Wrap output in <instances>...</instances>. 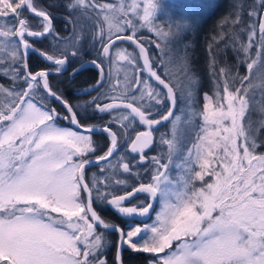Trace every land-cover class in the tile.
<instances>
[{
    "label": "snow or ice",
    "instance_id": "obj_1",
    "mask_svg": "<svg viewBox=\"0 0 264 264\" xmlns=\"http://www.w3.org/2000/svg\"><path fill=\"white\" fill-rule=\"evenodd\" d=\"M22 7L39 18L38 28L17 12ZM64 7L71 32L61 37L52 14L34 0H0V75L9 80L7 86L0 84V264H108L104 230L119 233L118 264H123L125 246L153 254L150 264H264V151H257L264 149V139H258L249 111L259 105L264 114V0H254L248 21L242 20L239 4L221 21L213 40H224L228 25L233 34L222 46L231 43L247 74L226 63L217 68L216 57L210 55L213 93L203 94L202 108L194 102L197 79L187 55L171 66L170 55L150 60L134 39L145 28L168 36L155 24L162 10L159 0H132L130 5L125 0H65ZM96 8L101 11L95 12L92 30L82 35L77 30L80 18ZM129 12L140 23H133ZM191 28L178 25L181 32ZM128 29L131 34L123 35ZM26 37L47 38L51 51L36 48ZM117 40L132 41L138 52L116 45ZM89 48L95 56L85 61ZM31 53L48 67L30 70ZM89 64L97 80L82 94L96 95L86 104H69L49 78L65 73L75 77ZM256 88L261 89L259 101ZM50 100L69 115L61 117ZM178 100L183 110L177 111ZM89 110L107 114L108 120L100 128L81 124L78 115ZM61 118L83 132L58 126ZM162 122L170 125V136H159L166 150L146 155L159 131L155 126ZM97 134L109 141L99 155L100 145L93 139ZM118 137L127 141L130 159L118 151ZM137 164H144L149 181L127 191L130 178L140 180ZM92 165H99L100 172L89 178L85 170ZM170 165L179 169L175 182L167 175ZM137 193L148 194L150 202L126 206ZM157 198L155 223L137 226L130 220L127 231L106 222L94 208L97 203L111 206L134 220L148 215Z\"/></svg>",
    "mask_w": 264,
    "mask_h": 264
},
{
    "label": "trees",
    "instance_id": "obj_2",
    "mask_svg": "<svg viewBox=\"0 0 264 264\" xmlns=\"http://www.w3.org/2000/svg\"><path fill=\"white\" fill-rule=\"evenodd\" d=\"M105 0H94L95 3H101ZM18 2V0H17ZM35 4L38 7L44 8L45 10L49 11L52 14V19H53V25L56 28V30L58 31L59 35L61 37L70 34L71 32V28L69 27L68 23H67V17L69 16L68 11L66 10V8L64 7V2L65 0H34ZM234 2L228 4V8H226L225 11H223V13L221 14L217 9H214L213 12L211 13V15H209L205 20H203L200 25L197 27L196 30V38H195V49H198V53L199 56L197 58V60H194L190 63V68L192 70V72L195 74V76L201 78V75L203 77H205V75L203 73H201V71L203 70L202 67L205 64V69L207 70V72H204L206 74V81L205 84L202 86L201 85V89H203V91L207 92L209 90H211V85H210V69H209V61H210V55H214L217 59V64H221V66H223L225 63L228 66H235V62H234V58H233V50L232 48L229 47V49L227 50V48L223 47V41H219V44H217L214 40L213 37H218V34L220 33L221 29L219 27V22L223 19L224 16H229V13L233 10V6H234ZM249 8L245 9L243 8V12L242 15H245L246 12L250 11V5H248ZM17 12H22L23 13V17L29 21L30 26L32 28H38V20L39 18H36L32 15H30L26 8L22 7L20 9H17ZM239 27V26H237ZM77 30L81 31L82 35H87L92 28H90V22L87 21V19L80 18V22L79 25L77 26ZM183 43L181 45V43H177L175 42V44L177 46H182L184 52H182V48L180 49L181 51H179V54L182 55H189L190 52V48H188V44L191 43V41L193 40V38L191 37L190 33L186 34L183 36ZM182 37V38H183ZM228 38V37H227ZM30 41L34 42V46L42 51H51V45L49 43V40L47 38H42L39 40H34V39H29ZM144 45L148 48V44H146V42H143ZM184 44V46H183ZM131 47L137 49L134 45L129 44ZM175 45V46H176ZM208 47H211V51H209ZM218 47H222L221 53H219V51L217 52V48ZM149 50V48H148ZM200 50V51H199ZM225 53H224V51ZM151 51V50H150ZM95 56V52L92 49H88L84 52V56L83 59L85 61L90 60L91 58H93ZM223 57V58H222ZM227 57H229L228 62L227 61ZM233 59V60H232ZM224 61V62H223ZM199 64H201L199 66ZM28 65H29V69L32 71H36V70H42V69H46L48 67V64H46L40 56L36 55L35 53H31L28 57ZM75 66V62L70 63V67ZM90 66V64L88 65ZM217 67V66H216ZM242 68V67H241ZM247 74V73H246ZM245 75V74H243ZM97 80V73L95 71H93L92 69H90V67L82 72V73H77L75 75V77H72L69 74L66 75H60V76H51L50 77V84L53 88V90H58L63 96L66 94V99L69 101L70 104L72 105H83L86 104L87 102H89V98L83 97L82 95L80 96H73L71 93L72 91H78L81 90L85 87H88L94 83H96ZM208 81V83H207ZM239 83V82H238ZM237 83V84H238ZM0 84H4V85H8L9 84V80L4 77L3 75H0ZM206 84L208 86H206ZM201 89L199 90L200 95L202 94ZM199 95V98H201V96ZM50 106L54 107L56 109V111L60 114V116L63 114V112L65 111V109L60 106L56 101L54 100H50ZM78 119L80 120L81 124L84 125H93V126H103L105 124V120L107 119H103L101 117V115L97 112H93L91 110L88 111V113L83 114V115H78ZM58 124L60 126H68L70 125L72 128V124L70 123V121H65L63 118H61L58 121ZM117 126L113 125V128L115 129ZM258 139H264V127H259L258 128ZM130 136L131 133H129ZM94 141L98 142V144L100 145L97 153H95V155H99L102 154L104 151L107 150L108 146H109V141L106 138V135H102V134H97L93 137ZM118 142L120 144L123 143H127V141L123 138V137H118ZM258 152L260 151H264V149L258 148L257 149ZM93 155V154H90ZM139 166V165H136ZM88 177L90 178L92 173L94 172H100L99 169V165L93 166L91 168H88L85 170ZM140 182H144V181H136L130 188H132L133 186L138 185V183ZM145 183V182H144ZM129 189V188H128ZM143 200L144 199H139ZM145 201L140 204V205H144ZM94 208L97 210V212L99 213V215H101V217L109 223H117L116 218L117 214H114L113 211L110 210V208L108 207H104L103 205H99L94 204ZM115 216V217H114ZM133 222V221H132ZM117 225L119 227H121L123 230H125L122 226H120L118 223ZM100 229L98 228V231ZM107 234V240H108V245L105 249V257L108 261V264H116V254H117V246H118V235L116 232H112V231H107L104 230ZM153 259V255L150 253H136L133 252L129 249H127V247L124 248V252H123V257H122V261L123 264H150V261Z\"/></svg>",
    "mask_w": 264,
    "mask_h": 264
},
{
    "label": "rangeland",
    "instance_id": "obj_3",
    "mask_svg": "<svg viewBox=\"0 0 264 264\" xmlns=\"http://www.w3.org/2000/svg\"><path fill=\"white\" fill-rule=\"evenodd\" d=\"M118 2H119V0H117L115 2L103 1L100 4H109V3L115 4V3H118ZM159 2L162 5V10L158 13L157 18L155 19V24L158 25L160 28H162L164 32L168 33V36L167 37L158 36V35H156V32L149 31L146 28L138 30V32L140 34L143 33L142 36H146V37L150 36L149 39L144 37L143 40L145 39L146 44H148V48H149L148 51L150 52L152 59L153 60H159V59H161L162 55L165 56V57L170 55L172 57V61H171L170 66L171 65H178L179 64V57L182 56V54H179V51H181L180 50L182 48L181 45L184 42L183 41V39H184L183 36L190 33V35L193 38V40L191 41V43L188 44V48H190V52H191V54L189 53L190 56L187 55L188 60H189V64L192 61L197 60V58L199 56V53L197 52L198 49H195L196 45H195V41H194L195 38H196L195 36H196V33H197L196 32L197 27L200 25V23L203 20H205L209 15H211L213 10L216 7H219L221 5V3H223L225 7H227V6L225 5V3L222 0H159ZM229 2L230 3L234 2L235 3L234 6L239 4V5H242L243 8L247 9V8H249L248 5H250V6L253 5L254 0H231ZM125 3L127 5H130L132 3V0H125ZM234 6H233V8H234ZM256 6L259 7L258 2L256 3ZM206 9H208V10L206 11ZM250 10H251V8H250ZM219 12H220V9H219ZM225 17L226 16H224L223 19ZM128 18L132 19L133 23H140V21L137 20L135 15L133 13H131V12H129ZM121 19H124V17H121ZM248 19H249L248 12H246L245 15H242V20L243 21H248ZM221 21L219 22V25H220ZM185 23L192 26L191 30L190 31H183V32L179 31L178 30V25L179 24H185ZM224 30L226 32L225 38L226 37L229 38V36L233 34V32H229L228 31V25L224 26ZM228 38H227V40H228ZM241 38L243 40H245V41L247 39L246 35H243ZM178 40L181 43L180 46H177L175 44V42L179 43ZM127 45L128 44H122L120 46H122L124 48H128L127 50L129 52H133V53H137L138 52L137 49H135L133 47H128ZM157 45H160V47L158 48ZM183 46H184V44H183ZM229 47L232 48L231 43H229V46L225 47V48H227V50H228ZM208 48H209L208 50L210 51L211 47H208ZM182 50H183V48H182ZM221 50H222V47L221 48L220 47L217 48V52L219 51L220 54H222ZM253 51H255V49H253ZM182 52H184V50ZM224 53H225V51H224ZM3 54L4 53L0 52V55H3ZM232 54H233L234 62H235V65H236V69H238V71H239V73L241 75L246 74L247 73L246 66L244 64L238 62L237 54L234 51L232 52ZM228 59H229V57H227V61L226 62H228ZM139 62L141 63V60ZM165 62L169 63V61H167V60H165ZM121 64H126V62H121ZM200 65L201 64H199V66ZM216 66H217V68H219L221 66V64H216ZM0 67H2V65H0ZM205 68L206 67H205V64H204L203 67H202L203 70L201 71V73H203L205 75V77H203L202 75H201V78L195 76L196 79H197V84L194 86V90H193L194 102H195V104L198 107H201V108H202L203 103H204L203 94L204 93H208L209 95H211L213 93V84H214L213 78H212L211 73H210L211 90L205 92V91H203V89H201V85L203 86L205 84L204 81H206V74L204 72H207V70ZM173 70L175 71V69H173ZM176 75L180 76L181 79H183L181 73L176 72ZM255 75H256V70L254 69L253 73H252V76L255 77ZM238 82L239 81H237V83ZM207 83H208V81H207ZM206 86H208V85L206 84ZM200 89H201V92H202L201 95L199 93ZM254 91H255L256 100L259 101L261 99V89L260 88H256ZM199 95L201 96V98H199ZM183 109H184V104L180 100H178L177 111L183 110ZM249 111L251 113V119H252V122H253V127L254 128H259L260 127V121L262 119H264V114H262L259 111V105L250 106ZM246 119H247V116H246ZM197 123H199L198 120H197ZM58 126H60V125L58 124ZM60 127L70 128V129H72L74 131H77L74 128H72L70 125H68V126H60ZM163 133H167L170 136V134H171L170 133V125H167V127L162 130L161 134H163ZM162 150H166V146H160L159 145V141H158V145H157V148H156L155 152L152 153L150 156H153V155L159 156L161 154ZM137 165H139V164H137ZM143 168H144V165L137 166V169L141 170L140 180H136L135 178H130L127 189L130 188L136 181H144L145 183H147L149 181V176H148L147 173L143 172ZM96 173L98 174V172H96ZM178 174H179V169L176 168L174 165H170L168 173H167L168 177L175 182L177 177H178ZM123 176H124V174H123ZM205 179L206 180H211L212 177H207L206 176ZM196 183L199 184L201 182L197 181ZM143 202H144L143 200H140V201L137 202L138 204L137 203L136 204L140 205ZM104 207H106V206H104ZM159 211H160V204L157 203L156 209H155L151 219L148 222L144 223V224L152 225L153 223H155V218H156L157 213H159ZM53 215H57V214H53ZM144 224L141 223V224H139L137 226H143ZM137 239H138V237H137ZM174 247H175V244H174ZM161 255H163V254H161Z\"/></svg>",
    "mask_w": 264,
    "mask_h": 264
},
{
    "label": "flooded vegetation",
    "instance_id": "obj_4",
    "mask_svg": "<svg viewBox=\"0 0 264 264\" xmlns=\"http://www.w3.org/2000/svg\"><path fill=\"white\" fill-rule=\"evenodd\" d=\"M106 2L108 1V2H115V1H117V0H105ZM224 3H225V5L227 6V7H225L224 6V4L223 3H221V5L219 6V7H216L215 9H217L218 11H219V9H220V13L222 14L223 13V11H225L226 10V8H228V4H229V1H231V0H222ZM97 4H99V3H97ZM99 11H101V9L100 8H96V9H94L93 11H92V13H91V15H89V16H84V17H81V19H83V18H85V19H87V21H89L90 22V28H93V18H94V15H95V12H99ZM131 29H128L127 31H125L124 33H123V35H125V36H128V35H130L131 34ZM143 35V33L142 34H140L138 31H137V33H136V36H135V39H137L138 41H140L141 43H143V42H146L145 41V39L143 40V38L145 37V38H147V39H149L150 38V36L149 37H146V36H142ZM152 37V36H151ZM36 40V39H35ZM224 40H227V37L225 38L224 37ZM224 40H222L223 41V44H224ZM122 44H128L127 46L128 47H131L129 44H132V45H134L132 42H130V41H128V40H123V41H116V45H122ZM144 44V43H143ZM116 45H113V48H115L116 47ZM126 46V47H127ZM135 46V45H134ZM136 47V46H135ZM137 48V47H136ZM126 49H128V48H126ZM137 50H138V48H137ZM149 55H150V59L151 60H153L152 59V57H151V54H150V52H149ZM143 63V61H142V59H141V64ZM90 67V69H92L93 71H95L96 73H97V71H96V69L95 68H93L91 65L90 66H88L84 71H86L88 68ZM84 71H81V72H79V73H82V72H84ZM66 74H68V73H65L64 75H66ZM141 76H146V74L145 73H141L140 74ZM50 79V78H49ZM153 83H155L154 81H153ZM95 84V83H94ZM94 84H92V85H94ZM92 85H90V86H92ZM90 86H88V87H85V88H83V89H81V90H78V91H72V95L73 96H80V95H82L83 97H86V98H89V101L92 99V96H94V95H96V93L95 92H93L91 95H83L82 94V91L84 90V89H86V88H89ZM66 94L64 95V98L66 99ZM67 100V99H66ZM68 101V100H67ZM69 102V101H68ZM70 104V103H69ZM61 106V105H60ZM63 107V106H62ZM64 108V107H63ZM178 108V101H177V105H176V109ZM65 109V108H64ZM67 115H69L68 114V112H67V110L65 109V111L63 112V114L61 115V117H64V116H67ZM101 115V114H100ZM101 117L103 118V119H107L108 118V115L107 114H103V115H101ZM65 120V119H64ZM66 122L67 121H69V120H65ZM105 121H107V120H105ZM72 124V123H71ZM167 125H169L168 123L167 124H165V125H163V126H160V127H158L157 129L159 130V131H157V132H155L154 133V147L151 149V150H149V151H147L146 152V155H151L152 153H154L155 152V150H156V148H157V145H158V141H159V135L162 133V130L164 129V128H166L167 127ZM138 127V130H140V131H143V130H146V128L144 127V126H142V125H138L137 126ZM130 133H131V135L132 136H134V132H131L130 131ZM130 135V134H129ZM117 145H118V151H120V153H121V155H124L125 156V158H127V159H130V157L128 156V153H129V150H128V144L125 142V143H123V144H120L119 142H118V140H117ZM132 155H135V154H132ZM115 156V155H114ZM106 163V162H105ZM139 165H144V164H139ZM137 167V166H136ZM94 173H96V172H94ZM98 174H99V172H98ZM128 174H124V176H127ZM130 189V188H129ZM129 189H127V191L129 190ZM119 194H123V192H121V193H119ZM144 199V201L146 202V203H148V201H149V196L147 195L146 196V194H143V195H141V196H139L138 198H136V199H134V200H132V201H130V202H128V203H126L125 205L126 206H135V207H142V206H144V205H137L138 203V201H139V199ZM137 203V204H136ZM145 203V204H146ZM106 207H108V208H110V210L111 211H113V213L114 214H117V217H115L116 218V221H117V223L120 225V226H122L124 229H125V231H127L128 230V226H129V222H130V220L131 219H127L126 217H124V216H122V215H120V214H118L111 206H106ZM133 221V220H132ZM117 223H114V225H117ZM133 223H135L136 225H139V223H137V222H135V221H133ZM118 226V225H117Z\"/></svg>",
    "mask_w": 264,
    "mask_h": 264
},
{
    "label": "water",
    "instance_id": "obj_5",
    "mask_svg": "<svg viewBox=\"0 0 264 264\" xmlns=\"http://www.w3.org/2000/svg\"><path fill=\"white\" fill-rule=\"evenodd\" d=\"M27 10V9H26ZM27 12L30 14V15H32V16H34L35 17V15L34 14H32L29 10H27ZM37 18V17H36ZM26 39H34V38H28V37H26ZM135 39V38H134ZM35 40V39H34ZM136 41H137V43L138 44H140V45H143L140 41H138L137 39H135ZM117 41H121V40H117ZM130 42H132V41H130ZM133 43V42H132ZM134 44V43H133ZM136 47H137V45L136 44H134ZM144 46V45H143ZM145 47V46H144ZM138 48V47H137ZM146 48V47H145ZM146 50H147V48H146ZM147 52H148V50H147ZM148 55H149V52H148ZM149 58H150V56H149ZM160 87H162V86H160ZM55 101V100H54ZM57 102V101H56ZM59 105H61L59 102H57ZM62 106V105H61ZM168 122H162L160 125H158V126H155L156 128H158V127H160V126H163V125H165V124H167ZM72 126H73V128L75 129V130H77V131H79V132H83V129H81V128H77L76 127V125H74V124H72ZM145 127V126H144ZM97 128H100V127H97ZM153 147H154V144H153ZM152 148H150V149H147L146 150V152L147 151H149V150H151ZM128 150L130 151V149H129V147H128ZM114 155H115V153H114ZM111 159V158H110ZM102 163H105V162H101V164ZM93 166H96V165H92V166H90V167H88V168H91V167H93ZM88 168H86V169H88ZM132 190V188L130 189V190H128V191H131ZM143 194H146V193H137L135 196H133V197H131V198H129V200H126L125 201V204L126 203H128V202H130V201H132V200H134V199H136V198H138L139 196H141V195H143ZM148 195V194H147ZM158 199V198H157ZM148 202H150V200L148 201ZM152 203H153V207H152V209H150V211H149V214L148 215H146V216H144V217H135L134 218V221L135 222H137V223H146V222H148L150 219H151V217H152V215H153V213H154V211H155V209H156V206H157V201H151ZM127 219H131V220H133L132 218H128V217H126ZM117 226V225H116ZM119 227V226H118ZM121 228V227H120ZM122 229V228H121ZM107 231H110V230H107ZM112 232H115V231H112ZM117 233V232H116ZM118 234V237H119V233H117ZM120 244V240L118 239V245ZM117 250H118V246H117ZM123 252H124V250L121 252V254H120V257H121V260H122V257H123ZM116 257H117V254H116ZM116 264H118V261H117V259H116Z\"/></svg>",
    "mask_w": 264,
    "mask_h": 264
}]
</instances>
